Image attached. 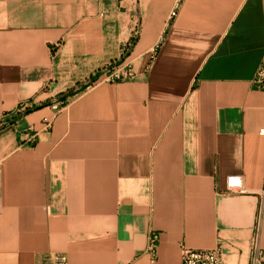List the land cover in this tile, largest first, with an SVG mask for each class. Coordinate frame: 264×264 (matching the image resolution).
<instances>
[{
  "label": "crops",
  "instance_id": "0c3cea01",
  "mask_svg": "<svg viewBox=\"0 0 264 264\" xmlns=\"http://www.w3.org/2000/svg\"><path fill=\"white\" fill-rule=\"evenodd\" d=\"M126 49L134 78L88 84ZM263 57L264 0H0V264H250Z\"/></svg>",
  "mask_w": 264,
  "mask_h": 264
},
{
  "label": "built area",
  "instance_id": "2783aa9c",
  "mask_svg": "<svg viewBox=\"0 0 264 264\" xmlns=\"http://www.w3.org/2000/svg\"><path fill=\"white\" fill-rule=\"evenodd\" d=\"M177 11L172 12L175 16ZM127 49L124 51L122 58L113 61L97 71L93 78L89 81V85H94L101 82L117 83L132 79L136 75V70L133 61L127 55ZM254 86L257 89L264 90V57L261 65L253 80ZM63 104V103H60ZM61 105L55 104L57 108ZM27 111L24 103L17 111L16 115ZM44 130H51L53 122L51 120H44ZM1 130V128H0ZM32 134L29 141L31 144L37 142V131L31 130ZM264 133V131H263ZM225 192L229 193H243L245 192L244 178L240 174H230L226 177ZM159 245V234L153 230L149 234V242L147 252L150 253L154 259L157 258ZM222 248L218 246L212 249H193L182 245V264H222ZM47 264H70L66 254H52L48 257ZM250 264H264V248L261 245V222H258L256 230L252 239V254Z\"/></svg>",
  "mask_w": 264,
  "mask_h": 264
},
{
  "label": "trees",
  "instance_id": "16d2710c",
  "mask_svg": "<svg viewBox=\"0 0 264 264\" xmlns=\"http://www.w3.org/2000/svg\"><path fill=\"white\" fill-rule=\"evenodd\" d=\"M75 92H76V89H70L69 91L64 93L61 97H59L58 100H65L67 96L73 95V94H75ZM30 111H31V109H28L27 112H30ZM16 118H17V116L14 118V121L16 120ZM14 121L12 120L9 123H6L5 126L9 125L10 123H13Z\"/></svg>",
  "mask_w": 264,
  "mask_h": 264
}]
</instances>
